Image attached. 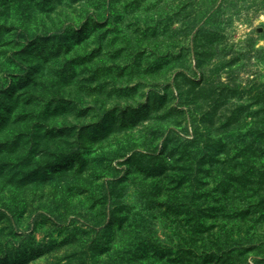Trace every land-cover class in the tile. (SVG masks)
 <instances>
[{"label":"rangeland","instance_id":"1","mask_svg":"<svg viewBox=\"0 0 264 264\" xmlns=\"http://www.w3.org/2000/svg\"><path fill=\"white\" fill-rule=\"evenodd\" d=\"M0 264H264V0H0Z\"/></svg>","mask_w":264,"mask_h":264}]
</instances>
